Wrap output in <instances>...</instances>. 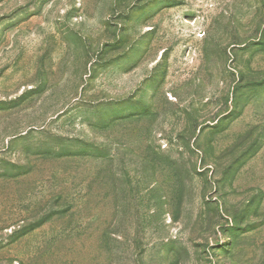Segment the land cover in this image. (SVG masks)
Returning <instances> with one entry per match:
<instances>
[{"label":"rangeland","instance_id":"obj_1","mask_svg":"<svg viewBox=\"0 0 264 264\" xmlns=\"http://www.w3.org/2000/svg\"><path fill=\"white\" fill-rule=\"evenodd\" d=\"M0 264H264V0H0Z\"/></svg>","mask_w":264,"mask_h":264}]
</instances>
